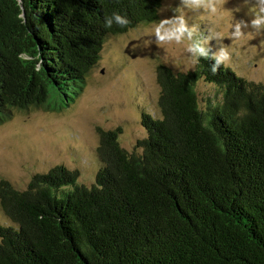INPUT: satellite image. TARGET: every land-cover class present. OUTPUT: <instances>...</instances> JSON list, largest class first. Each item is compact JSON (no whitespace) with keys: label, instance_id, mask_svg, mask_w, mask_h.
Segmentation results:
<instances>
[{"label":"trees","instance_id":"1","mask_svg":"<svg viewBox=\"0 0 264 264\" xmlns=\"http://www.w3.org/2000/svg\"><path fill=\"white\" fill-rule=\"evenodd\" d=\"M162 2L0 0V123L79 96L105 42ZM193 38L195 68L157 67L147 136L129 149L120 128L100 131L91 184L63 164L23 188L0 179V264H264V80Z\"/></svg>","mask_w":264,"mask_h":264},{"label":"rangeland","instance_id":"2","mask_svg":"<svg viewBox=\"0 0 264 264\" xmlns=\"http://www.w3.org/2000/svg\"><path fill=\"white\" fill-rule=\"evenodd\" d=\"M249 8L246 0H203L201 6L194 0H163L155 21L105 42L79 96L57 100L53 108L17 110L0 123V179L23 188L34 173L63 164L80 168L81 180L91 184L100 131L120 128V143L129 149L147 136L141 114L145 109L159 114L157 67L195 68L199 49L193 36L204 39L219 59L226 53L228 59L222 61L245 77L264 80V30L249 25L242 27V36L234 35L237 23L250 21ZM166 20L168 31L183 25L181 42L159 39L155 26ZM197 87L202 95L216 91L204 79Z\"/></svg>","mask_w":264,"mask_h":264},{"label":"clouds","instance_id":"3","mask_svg":"<svg viewBox=\"0 0 264 264\" xmlns=\"http://www.w3.org/2000/svg\"><path fill=\"white\" fill-rule=\"evenodd\" d=\"M196 6H201L203 4V0H194ZM246 3L250 4L249 12H250V21H242L235 25L234 35L240 37L243 35L242 27H248L249 25L256 30H264V0H246ZM211 7V5H207ZM212 11L215 12V7H212ZM112 19H114L120 26H124L127 24V20L123 18L119 13L114 12L112 15ZM112 19H109L108 16L105 17L106 23L104 24L105 28L112 27ZM170 21H164L161 24L155 26L156 34L159 36L161 41L166 39L172 40L174 39L177 43L181 42L183 39V33L185 31L183 25L177 28L175 31H168L166 25L169 24ZM222 60L228 59L226 53H222Z\"/></svg>","mask_w":264,"mask_h":264}]
</instances>
